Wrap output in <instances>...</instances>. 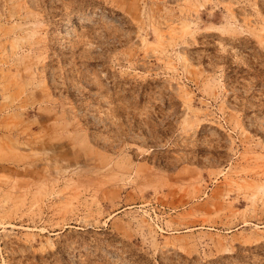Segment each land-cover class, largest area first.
Returning a JSON list of instances; mask_svg holds the SVG:
<instances>
[{
    "label": "rangeland",
    "instance_id": "1",
    "mask_svg": "<svg viewBox=\"0 0 264 264\" xmlns=\"http://www.w3.org/2000/svg\"><path fill=\"white\" fill-rule=\"evenodd\" d=\"M0 264H264V0H0Z\"/></svg>",
    "mask_w": 264,
    "mask_h": 264
},
{
    "label": "bare ground",
    "instance_id": "2",
    "mask_svg": "<svg viewBox=\"0 0 264 264\" xmlns=\"http://www.w3.org/2000/svg\"><path fill=\"white\" fill-rule=\"evenodd\" d=\"M67 29H68V28H67ZM67 29H66V30H67ZM67 34H68V33H67Z\"/></svg>",
    "mask_w": 264,
    "mask_h": 264
}]
</instances>
